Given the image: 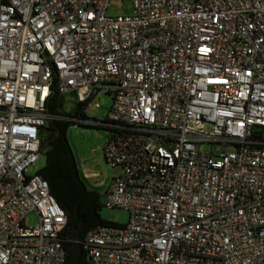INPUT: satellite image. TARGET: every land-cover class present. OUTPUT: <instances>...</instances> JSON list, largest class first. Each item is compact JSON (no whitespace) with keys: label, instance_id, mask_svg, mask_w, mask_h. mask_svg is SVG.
<instances>
[{"label":"built area","instance_id":"1","mask_svg":"<svg viewBox=\"0 0 264 264\" xmlns=\"http://www.w3.org/2000/svg\"><path fill=\"white\" fill-rule=\"evenodd\" d=\"M111 1L0 0V264L67 257V215L28 173L52 88L111 100L104 206L129 218L83 235L84 264H264V0Z\"/></svg>","mask_w":264,"mask_h":264},{"label":"trees","instance_id":"2","mask_svg":"<svg viewBox=\"0 0 264 264\" xmlns=\"http://www.w3.org/2000/svg\"><path fill=\"white\" fill-rule=\"evenodd\" d=\"M69 95L73 98V105L68 110L67 97ZM85 107L86 104L77 102L73 94L63 95L56 88H52L46 104V112L50 119L45 122L40 131V149L42 155L45 156L46 164L39 170V175L47 181L50 193L65 211L68 218L67 226L61 233L62 238L65 240L64 246L67 252L64 264H68L70 259L68 245L72 240L69 233L77 224L74 216V205L82 194L83 184L82 181V183H79L74 180L69 158L71 150L66 134L68 129L74 125L97 128L95 125L80 122L89 119L85 115ZM65 110H68V112ZM101 207L98 192L86 187L78 206V216L83 218L85 223V227L80 234L81 239L91 228L109 223L101 218L99 214ZM84 263L85 257L82 253L80 264Z\"/></svg>","mask_w":264,"mask_h":264},{"label":"rangeland","instance_id":"3","mask_svg":"<svg viewBox=\"0 0 264 264\" xmlns=\"http://www.w3.org/2000/svg\"><path fill=\"white\" fill-rule=\"evenodd\" d=\"M134 2L132 0H112L107 9V14L110 16H128L134 12ZM67 109L73 105V98L68 97ZM110 97L101 95L97 98L96 103H99L100 108H95L93 105H88L85 108V115L89 119L95 120L94 124L97 128L82 127L78 125L71 126L66 134V139L70 150L73 154L78 175L83 184L89 189L97 190L100 195V216L103 220L124 225L127 223L129 215L124 210L109 209L104 206L106 201L105 191L107 190L110 180L118 177L120 172L109 167L103 159V148L106 142V131L100 122H102L107 114V109L110 106ZM68 110H65L68 112ZM64 119L66 117H63ZM67 119V118H66ZM93 124V123H91ZM233 144L214 142L205 143L201 150L213 155H219L223 151H233ZM46 164L45 156L32 164L29 169V175H34ZM27 226L37 224V217L31 213L25 219Z\"/></svg>","mask_w":264,"mask_h":264},{"label":"water","instance_id":"4","mask_svg":"<svg viewBox=\"0 0 264 264\" xmlns=\"http://www.w3.org/2000/svg\"><path fill=\"white\" fill-rule=\"evenodd\" d=\"M69 158H70V164H71V169H72L74 180L76 182L82 183L79 178L75 160H74V157L71 151L69 152ZM85 190H86V186L82 184V194L74 205V216H75V219L77 220V224L71 229L69 233V237L71 238L72 241L68 245V248L70 250V259H69L68 264H80V260L82 256V248L80 244V239H81L80 234L85 227V223H84L83 218H79L78 216V206L81 201V198L84 195Z\"/></svg>","mask_w":264,"mask_h":264},{"label":"crops","instance_id":"5","mask_svg":"<svg viewBox=\"0 0 264 264\" xmlns=\"http://www.w3.org/2000/svg\"><path fill=\"white\" fill-rule=\"evenodd\" d=\"M90 189V188H89ZM92 189V188H91ZM108 189H109V186H108V188H107V190L105 191V193L104 194H106L107 192H108ZM92 190H95V189H92ZM95 191H97V190H95Z\"/></svg>","mask_w":264,"mask_h":264}]
</instances>
